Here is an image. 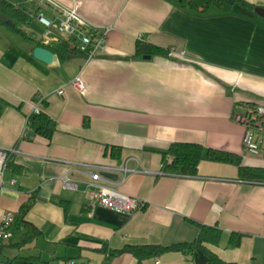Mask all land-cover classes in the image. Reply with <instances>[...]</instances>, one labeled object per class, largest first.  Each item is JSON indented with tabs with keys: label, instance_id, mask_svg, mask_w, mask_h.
<instances>
[{
	"label": "crops",
	"instance_id": "crops-1",
	"mask_svg": "<svg viewBox=\"0 0 264 264\" xmlns=\"http://www.w3.org/2000/svg\"><path fill=\"white\" fill-rule=\"evenodd\" d=\"M7 1L28 13L52 11L40 0ZM60 1L112 27L94 56L79 51L60 61L55 52L47 63L33 53L42 33L24 38L0 20V148L19 167L0 169V216L18 212L36 192L25 219L39 230L25 241V227L15 225L0 241V260L64 264L75 257L102 264L103 245L193 240L197 221L222 229L220 241L208 243L221 258L264 264V182L238 178L233 163L206 159L195 175L162 170V152L176 140L238 152L243 164L264 166V153L244 150V126L232 118L247 102L264 103V17L238 5L200 13L179 0ZM140 38L170 52L136 55ZM78 74L82 90L72 83ZM35 106L57 121L51 138L27 128ZM98 167L146 206L125 212L96 204L90 171ZM232 232L243 233L239 245H229ZM159 258L196 264L179 251ZM137 262L126 252L110 264Z\"/></svg>",
	"mask_w": 264,
	"mask_h": 264
},
{
	"label": "trees",
	"instance_id": "trees-1",
	"mask_svg": "<svg viewBox=\"0 0 264 264\" xmlns=\"http://www.w3.org/2000/svg\"><path fill=\"white\" fill-rule=\"evenodd\" d=\"M179 3L184 8H189L200 13L206 12L211 7H216L221 11H229L236 5L256 13L254 8L258 5L249 0H234V2H231V0H179ZM0 11L6 13L11 18L8 22H2L12 31L24 38L31 37L30 33L24 28V25L29 20V13L25 8L19 5H13L7 0H0ZM39 44L56 52L60 61L64 60L67 55L80 51L67 40H62L53 46L45 45L41 42ZM169 52V47L143 40V38H140L136 44V55L167 54ZM85 124H88L87 120ZM27 128L34 135L40 134L46 138H51L57 129V121L45 110H33L28 115ZM111 154L115 157H120V147L112 146ZM203 159L233 163L238 167V178L264 182V166L243 164V156L238 152L206 146L194 141H173L167 150L162 152V170L169 173L195 175L198 173L200 161ZM6 165L14 169L19 168L12 161H7ZM35 201L36 192H33L28 200L20 206L18 212H16L13 223L14 226L25 227V241L30 240L39 233L36 226L25 219L27 212L34 205ZM61 202L65 203V211H68L69 202L66 200ZM195 223L198 225L199 231L193 240H182L169 244L127 243L121 248H109L103 245L100 250L105 252L106 256L102 264H110L114 256L126 252L131 253L137 258V264H142L145 259L159 257L169 251H179L194 258L197 250H202L208 256L205 264H236V262L221 258L208 246V243L217 244L220 241L222 229L218 225L205 224L197 221ZM242 236V232H232L229 238V245H239Z\"/></svg>",
	"mask_w": 264,
	"mask_h": 264
},
{
	"label": "built area",
	"instance_id": "built-area-1",
	"mask_svg": "<svg viewBox=\"0 0 264 264\" xmlns=\"http://www.w3.org/2000/svg\"><path fill=\"white\" fill-rule=\"evenodd\" d=\"M42 4L51 7V13L37 8L29 15L35 17L43 26L41 43L57 45L67 40L72 46L92 57L99 52L106 43V36L111 25L97 26L78 12L77 5H67L60 0H40ZM73 85L82 90L86 84L80 74L72 80ZM58 92H62L59 88ZM36 111L39 110L35 106ZM234 121L244 126L243 147L248 152L260 153L264 151V103L247 102L240 109L232 113ZM6 166L4 150L0 148V169ZM93 184L96 187V204L125 212H134L144 208L146 200L119 190L112 184V179L104 175L102 168L90 171ZM66 184L71 182L66 179ZM16 212L6 211L0 216V241H5L13 235ZM0 264H10L0 260ZM64 264H90L84 260L71 257ZM154 264H162L159 257H155Z\"/></svg>",
	"mask_w": 264,
	"mask_h": 264
},
{
	"label": "water",
	"instance_id": "water-1",
	"mask_svg": "<svg viewBox=\"0 0 264 264\" xmlns=\"http://www.w3.org/2000/svg\"><path fill=\"white\" fill-rule=\"evenodd\" d=\"M231 2H234V0H231ZM254 11L261 15L262 17H264V6L263 5H257L254 8ZM0 20L3 22H8L11 20V18L4 12L0 11ZM34 55L47 62V63H52L54 60L57 59V56L55 54V52L45 46L39 45L36 46L33 50ZM145 57H150V54H146L144 55ZM114 175V174H113ZM113 178H117V174H115V176H112ZM194 260L196 262V264H205L206 261L208 260V256L206 254H204V252L202 250H197L194 254Z\"/></svg>",
	"mask_w": 264,
	"mask_h": 264
},
{
	"label": "rangeland",
	"instance_id": "rangeland-1",
	"mask_svg": "<svg viewBox=\"0 0 264 264\" xmlns=\"http://www.w3.org/2000/svg\"><path fill=\"white\" fill-rule=\"evenodd\" d=\"M24 28L27 30V32L30 33L31 31L33 34H41L44 31V26L35 17L31 15H29L28 23L24 25ZM261 153H264V151H262Z\"/></svg>",
	"mask_w": 264,
	"mask_h": 264
}]
</instances>
